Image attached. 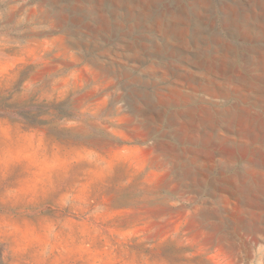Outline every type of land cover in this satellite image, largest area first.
<instances>
[{
    "label": "rangeland",
    "instance_id": "obj_1",
    "mask_svg": "<svg viewBox=\"0 0 264 264\" xmlns=\"http://www.w3.org/2000/svg\"><path fill=\"white\" fill-rule=\"evenodd\" d=\"M259 1L0 0V264H264Z\"/></svg>",
    "mask_w": 264,
    "mask_h": 264
},
{
    "label": "bare ground",
    "instance_id": "obj_2",
    "mask_svg": "<svg viewBox=\"0 0 264 264\" xmlns=\"http://www.w3.org/2000/svg\"><path fill=\"white\" fill-rule=\"evenodd\" d=\"M258 2H260L259 0H258ZM262 56H263V54H262ZM262 85V84H261ZM257 98V100L254 102V104H256V103H258L257 101L258 100H262L263 102H262V105H264V94L263 95H259V97H256ZM259 101V102H260ZM261 104V103H260ZM262 112L264 113V109H262ZM261 112V113H262ZM260 113V112H259ZM263 123H264V120H263ZM252 127H255V125H252ZM252 135V134H251ZM255 136V135H254Z\"/></svg>",
    "mask_w": 264,
    "mask_h": 264
}]
</instances>
